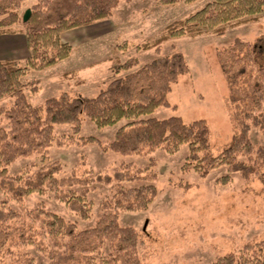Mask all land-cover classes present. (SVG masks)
<instances>
[{
    "label": "trees",
    "instance_id": "1",
    "mask_svg": "<svg viewBox=\"0 0 264 264\" xmlns=\"http://www.w3.org/2000/svg\"><path fill=\"white\" fill-rule=\"evenodd\" d=\"M23 1L0 0V34L24 33L30 52L24 62L0 60V99L14 95L11 105H0V190L18 200L35 192L53 191L56 198L83 219L90 216L86 188L93 181L113 183L116 191L110 200L102 203L105 212L97 223L85 229H78L75 222L47 209L44 203L27 210L23 216L6 207L8 199H3L0 206V264H36V257L26 247L28 245L39 249L47 258V264H142L139 248L143 240L134 227L120 223L117 210L149 207L158 193L154 183L142 182L129 187L124 184L148 180V170L124 162L111 173L96 177L76 173L60 176L62 165L56 160L33 173H9V165L19 157L35 153L47 157L48 148L56 140V125L70 124L83 144L97 143L104 151L122 154L149 153L158 148L173 153L187 144L183 168H193L203 177L221 166L247 180L262 176L264 144L256 145L252 141L251 130L258 128L264 138V34L255 41L237 37L219 50L227 77L241 82L239 102L243 110L241 130L232 145L214 154L206 119L185 122L176 115L148 116L156 108L170 105L168 94L172 84L190 71L187 58L179 51L143 65L137 58L119 62L114 56L117 74L123 70L127 72L106 83L97 95L72 97L64 93L48 97L40 106L30 102L23 90L22 78L33 70H42L68 58L74 45L63 41V33L108 18L121 0H37L30 7L32 13L27 21L21 14ZM155 1L175 5L179 1L192 3L196 0ZM263 10L264 0H211L185 18L167 25L157 37L141 44L126 41L121 46L159 50L163 42L176 36L222 35L229 27L258 20ZM77 75L76 71L64 73L71 78ZM82 114L98 127L126 121L116 130L112 140L103 142L95 136L80 134ZM230 178L227 174L221 179L227 182ZM77 187H81L80 191ZM18 220L19 230L12 223ZM34 224L39 225V239L30 232ZM26 228L28 232L21 233ZM16 238L20 247L13 249ZM213 264H264V237L245 244L238 251L220 255Z\"/></svg>",
    "mask_w": 264,
    "mask_h": 264
},
{
    "label": "rangeland",
    "instance_id": "2",
    "mask_svg": "<svg viewBox=\"0 0 264 264\" xmlns=\"http://www.w3.org/2000/svg\"><path fill=\"white\" fill-rule=\"evenodd\" d=\"M36 1H23L22 16ZM208 1L211 0L164 5L155 0H121L108 18L64 33L63 41L66 42L67 36H78L77 42H70L74 45L71 55L55 65L25 75L22 78L23 90L30 102L38 106L48 97L64 93L72 97L95 96L106 83L127 72L123 70L117 74L112 57L117 56L119 62L137 58L143 65L179 51L187 58L190 71L172 84L168 94L170 105L160 106L148 116L165 118L176 115L185 122L206 119L211 131L212 152L218 154L232 145L240 132L243 110L239 102L241 82L227 77L218 53L237 37L255 41L262 36L264 10L258 20L229 27L222 35L176 36L163 42L159 50L139 49L136 45L121 46L126 41L141 44L157 37L167 25L197 11ZM72 71L78 75L74 78L64 76V73ZM13 102V94L0 99V105L9 106ZM125 121L98 127L82 114L80 134L95 136L103 142L110 141ZM55 133L56 140L48 148L47 157L37 153L19 157L9 165V173H33L56 160L62 165L60 176L76 173L96 177L101 173H111L124 162H132L148 170L149 181L124 184L129 187L142 182L154 183L158 193L149 207L145 210H117L120 223L134 227L143 240L139 248L142 264H213L220 255L238 251L245 244L264 237V167L262 176L248 180L237 172L229 171L226 166L217 167L203 177L193 168H183L187 144L173 153L158 148L149 153L122 154L104 151L97 143L83 144L70 124L56 125ZM251 138L256 145L264 144L258 128H252ZM227 174L231 178L223 182L221 178ZM80 189L77 187L78 191ZM86 191L91 208L87 219L72 211L50 190L44 194L35 192L23 200L0 190V206L1 201L7 198L6 207L24 216L27 210L44 203L47 209L75 222L78 229H85L94 226L105 212L102 203L114 196L116 186L95 180ZM12 223L19 230V220ZM34 225L30 232L39 239V225ZM27 232V228L21 231ZM18 240H14L17 244L13 249L20 247ZM26 247L36 257V264L48 263L34 245Z\"/></svg>",
    "mask_w": 264,
    "mask_h": 264
},
{
    "label": "crops",
    "instance_id": "3",
    "mask_svg": "<svg viewBox=\"0 0 264 264\" xmlns=\"http://www.w3.org/2000/svg\"><path fill=\"white\" fill-rule=\"evenodd\" d=\"M62 37H64V33ZM66 39L68 42L74 43L78 41V36L71 35L67 36ZM29 54L27 37L24 33L0 34V60L15 59L23 62L28 58Z\"/></svg>",
    "mask_w": 264,
    "mask_h": 264
},
{
    "label": "water",
    "instance_id": "4",
    "mask_svg": "<svg viewBox=\"0 0 264 264\" xmlns=\"http://www.w3.org/2000/svg\"><path fill=\"white\" fill-rule=\"evenodd\" d=\"M31 13H32V9L31 8H27L23 14V20L24 21H27L30 16H31Z\"/></svg>",
    "mask_w": 264,
    "mask_h": 264
}]
</instances>
